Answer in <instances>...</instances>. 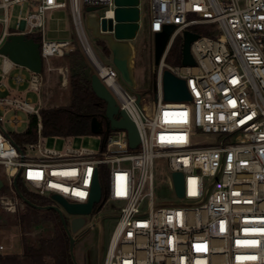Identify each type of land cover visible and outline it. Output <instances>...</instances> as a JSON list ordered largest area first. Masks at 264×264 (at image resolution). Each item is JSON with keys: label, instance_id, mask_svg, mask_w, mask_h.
Returning <instances> with one entry per match:
<instances>
[{"label": "built area", "instance_id": "built-area-1", "mask_svg": "<svg viewBox=\"0 0 264 264\" xmlns=\"http://www.w3.org/2000/svg\"><path fill=\"white\" fill-rule=\"evenodd\" d=\"M27 4L18 28L9 27L10 8ZM116 8L115 0H70L73 24L83 49L87 38L82 6ZM154 34L174 24L161 57L153 112L138 106L137 95L118 80L119 70L95 53L91 59L101 80L138 126L140 142L129 145L126 129H109L100 151L64 149L44 142L41 105L8 92L10 83L41 92L51 59L73 50L68 39L46 36L48 13L65 8V0H0V45L13 32L35 33L43 59L41 73L14 72L16 64L1 55L0 115L22 110L38 118V139L20 148L0 127V164L15 191L21 178L34 192L52 199L58 194L73 203L90 198L95 176L107 181L101 205L122 201L118 221L102 264H264V0H150ZM140 6V5H139ZM112 13V15H113ZM207 34L192 42L195 65H172L165 58L175 38L195 25ZM23 26V27H22ZM92 47V46H91ZM93 48V47H92ZM20 66V65H19ZM170 69L186 80L189 100L163 97L162 73ZM16 113L10 118L19 125ZM71 139V136H67ZM184 175L180 202H157V160ZM173 179V177H172ZM174 183V182H173ZM1 205L16 204L2 195ZM65 214L67 212L65 211ZM69 214V213H68ZM74 216V215H73Z\"/></svg>", "mask_w": 264, "mask_h": 264}, {"label": "rangeland", "instance_id": "rangeland-1", "mask_svg": "<svg viewBox=\"0 0 264 264\" xmlns=\"http://www.w3.org/2000/svg\"><path fill=\"white\" fill-rule=\"evenodd\" d=\"M65 1L68 2L67 7L52 10L48 13L46 36L49 39L55 40L68 39L73 43V50H78V53L71 56L65 54L63 56L52 57L51 65L53 67L64 66L67 68V71L65 74H62L58 69L43 71L41 92L29 89L27 82L23 85L10 83L8 90V92L26 98L35 105H41V107L70 104L72 90L70 76L73 70L72 67L75 64L80 66L86 65L90 75L95 71V67L83 49L76 33L69 6L70 0ZM140 3L142 25L139 29L138 40L136 42L138 54L132 66L136 85L131 86L128 84L120 74L118 80L129 92L139 93L141 95V105L146 107L149 112H153L157 102L156 83L158 81L159 68L154 63V34L149 29L152 16L150 0H141ZM81 6L84 29L91 46L104 63L111 64L112 60L110 61L107 55L109 51L105 49L103 41L95 37L92 30L87 26L86 7L83 4ZM27 12L26 3L13 5L9 13V27L13 30L17 29L20 16H25ZM192 28L207 31L208 25H195ZM180 36L183 42V34ZM1 63L2 57L0 56V67ZM170 64L181 65L182 61H177L176 57L173 56ZM13 71L30 76V71L19 65L15 66ZM3 113L0 110V115ZM15 113L22 118V122L19 125H12L10 123V118ZM30 116V114L22 110L9 111L6 113L2 125L7 131L23 132L28 127ZM44 142L47 146L57 149H64L66 144H70L77 148L87 147L94 151H100L104 144V137L102 133L71 136V139L65 136H45ZM154 175V193L157 202H180L181 199L175 193L172 173L162 160L158 159L156 161ZM0 179L4 181V185L0 189V199L2 195H7L16 204V210L11 211L3 207L0 202V252L17 254L24 249L23 241L25 237L28 241L36 244L41 236H47L52 233V226L50 222H46L26 233L22 232L20 214L26 211V203L11 188L2 164H0ZM101 182L103 190H106L107 181L104 176L101 177ZM27 188L34 192L30 186H27ZM121 205H123L122 201H112L100 207L99 203H97L93 212L85 215V225L74 234L78 238L74 246V254L79 264L103 263L112 233L118 221V207ZM66 216L68 220H71L73 217V215L68 213Z\"/></svg>", "mask_w": 264, "mask_h": 264}, {"label": "water", "instance_id": "water-1", "mask_svg": "<svg viewBox=\"0 0 264 264\" xmlns=\"http://www.w3.org/2000/svg\"><path fill=\"white\" fill-rule=\"evenodd\" d=\"M116 8L111 16L103 11L102 6H86V22L92 33L99 40L103 41L105 49L111 55L112 63L119 70L120 76L131 86L136 85L133 76L131 59L133 48L130 41L133 40L140 27V0H115ZM23 27V26H22ZM175 30L174 24H167L160 32L154 33V63L159 64L165 51L169 38ZM199 34L190 30L183 32L182 65H195L196 61L191 52V44L199 38ZM0 54L8 56L16 64L31 71L41 73L43 71V59L40 51L39 38L36 39L24 32L10 33L0 45ZM163 97L168 101H181L191 99V95L186 86V80L170 69L166 68L162 73ZM91 85L94 92L106 102L105 116L107 118L106 129H126L128 132L129 145L136 148L140 142V133L135 121L120 109L115 96L101 80L96 70L91 74ZM137 95V104L141 107V95ZM0 127L6 136L15 141L9 132L0 123ZM92 132L102 133L103 123L94 118L92 121ZM16 144V143H15ZM174 186L179 196L183 195L184 175L181 171H174L172 174ZM4 181L0 179V189ZM14 187L18 196L26 203L38 209H53L61 217L67 234L70 238V252L75 264H79L75 254L74 246L78 238L74 235L86 223L85 215L93 212L97 203L100 204L102 197V186L98 176H95L90 198L84 203L69 202L58 194L51 197L57 203L41 206L33 204L20 191L18 186V176L14 178ZM65 211L74 215L68 220Z\"/></svg>", "mask_w": 264, "mask_h": 264}, {"label": "trees", "instance_id": "trees-1", "mask_svg": "<svg viewBox=\"0 0 264 264\" xmlns=\"http://www.w3.org/2000/svg\"><path fill=\"white\" fill-rule=\"evenodd\" d=\"M193 30L198 34H207V31L204 30ZM29 36L38 39V35L35 33H31ZM182 46V37L178 35L167 53L166 62L170 63L173 56L177 61H180ZM76 53L78 50H71L66 54L71 56ZM72 68L70 104L41 107L42 134L65 137L93 134L91 125L93 119L97 118L103 123L102 134L105 137L108 131L105 116L106 102L92 89L88 67L75 64ZM8 132L20 148H23L27 143L36 141L39 136L37 116H30L28 127L23 132ZM18 186L24 196L33 204L45 206L52 203L50 198L29 190L21 178L18 179ZM20 219L21 231L24 233L46 222H50L52 233L41 236L36 244L28 241L25 237L23 253L0 252V264H75L70 252V238L58 212L53 209H38L26 204V211L20 214Z\"/></svg>", "mask_w": 264, "mask_h": 264}, {"label": "crops", "instance_id": "crops-1", "mask_svg": "<svg viewBox=\"0 0 264 264\" xmlns=\"http://www.w3.org/2000/svg\"><path fill=\"white\" fill-rule=\"evenodd\" d=\"M140 2H141V0H140ZM140 11H141V3H140ZM141 25H142V22H141V18H140V27H141ZM140 27H139V29H140ZM138 33H139V30H138V32H137V35H138ZM137 35H136V37H135L133 40L130 41L131 46H132V48H133V55H132V59H131V64H132V66H133L134 59H135L136 55L138 54V46H137V44H136V42H137V40H138ZM93 49H94V48H93ZM94 51H95V50H94ZM95 53H96V52H95ZM96 54H97V53H96ZM107 55H108V57H109V60L111 61V55H110V54H107ZM111 64H113V63L111 62ZM132 70H133V67H132ZM23 248H24V246H23ZM23 250H24V249H23ZM23 250H22V252H19V253H17V254H21V253H23Z\"/></svg>", "mask_w": 264, "mask_h": 264}, {"label": "bare ground", "instance_id": "bare-ground-1", "mask_svg": "<svg viewBox=\"0 0 264 264\" xmlns=\"http://www.w3.org/2000/svg\"><path fill=\"white\" fill-rule=\"evenodd\" d=\"M112 13H113V12H112L111 10H109V11L107 12V15H108V16H111ZM87 52H88V55L91 57V59H93V60H97V57H96V55H95V51H94V49H93L90 45L87 46Z\"/></svg>", "mask_w": 264, "mask_h": 264}]
</instances>
